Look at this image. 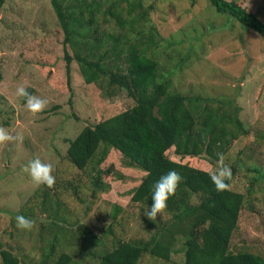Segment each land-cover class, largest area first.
<instances>
[{
    "label": "rangeland",
    "instance_id": "rangeland-1",
    "mask_svg": "<svg viewBox=\"0 0 264 264\" xmlns=\"http://www.w3.org/2000/svg\"><path fill=\"white\" fill-rule=\"evenodd\" d=\"M191 1L156 0L152 19L165 40L177 35L175 39L182 41L179 50L190 55L189 67L175 70L174 89L190 97L232 99L249 129L225 157L229 166L236 160L243 164L230 188L246 199L231 244L264 256V179L248 191L251 175L256 174L247 171L255 168L264 175V38L216 12L208 0H196V5ZM226 1L257 12L264 21V0ZM61 37L48 0H7L0 10V125L23 137L22 142L0 145V250H11L25 262L53 264L64 252L72 264H94V252L111 248L114 241L148 240L170 216L163 212L151 222L144 216L146 209L130 201L144 173L128 168L116 150H110L100 165L108 171L99 177L101 190L92 184L96 172L79 175L66 159V140L84 125L115 114L118 97L108 100L98 85H85L76 63L70 71L75 78L66 89ZM160 60L166 70L172 67L164 55ZM21 85L47 100L43 112L33 115L26 109L16 96ZM37 156L53 164L58 186L53 209L46 213L40 210V198L28 200L39 188L22 171ZM20 214L35 221L31 231L17 229L15 217ZM78 221L101 237V246L86 247L82 254L81 245L67 238L68 225ZM182 245L178 239L169 263L146 257L140 264H182Z\"/></svg>",
    "mask_w": 264,
    "mask_h": 264
},
{
    "label": "trees",
    "instance_id": "trees-1",
    "mask_svg": "<svg viewBox=\"0 0 264 264\" xmlns=\"http://www.w3.org/2000/svg\"><path fill=\"white\" fill-rule=\"evenodd\" d=\"M6 1L0 0V10ZM48 1L62 36L66 89L70 90V78H75L70 71L76 63L77 76L85 85H98L108 100L118 97L115 114L84 125L76 136L66 140V159L71 166L79 175L96 172L92 184L101 190L99 177L108 171L101 170L100 165L110 150H116L128 168L144 173L130 198L144 209L150 207L152 186L162 175L175 169L183 177L164 210L170 218L153 236L148 240L114 241L111 248L93 253L90 258L94 264H140L146 257L169 263L178 239L183 240L182 264H264L262 254L231 244L245 195L231 188L217 192L208 175L217 154L226 157L234 142L249 134V129L239 119V109L232 99L190 97L174 89L175 70L177 66L189 67L190 55L179 50L182 41L175 39L177 35L171 41L162 36L152 19L156 0ZM208 2L216 12L264 38V21L257 12H249L235 1ZM196 4V0L191 1V5ZM163 55L172 63L170 69L161 63ZM239 165L243 164L238 160L230 165V187ZM247 171L256 174L251 175L249 191L264 175L255 168L248 167ZM56 184L51 189L39 187L28 200L40 198V210L49 212ZM52 219L49 221L54 224L56 220ZM67 232V238L81 245L82 254H86V247L102 244L101 237L82 222L68 225ZM50 252L45 257L49 258ZM0 264L44 263L25 262L11 250L1 249ZM53 264H72V259L62 252Z\"/></svg>",
    "mask_w": 264,
    "mask_h": 264
},
{
    "label": "clouds",
    "instance_id": "clouds-1",
    "mask_svg": "<svg viewBox=\"0 0 264 264\" xmlns=\"http://www.w3.org/2000/svg\"><path fill=\"white\" fill-rule=\"evenodd\" d=\"M16 96L25 101L26 109L33 115L39 114L47 107V100L28 92L26 86L21 85L16 89ZM23 137L19 134L13 135L7 128L0 125V145L15 144L22 142ZM26 173L36 188L46 186L51 189L55 186L56 177L55 168L52 163L44 162L39 156L31 159L22 169ZM208 175L217 192L230 190V181L232 180V170L225 163L223 153L217 154L215 167L209 166ZM183 177L175 169H170L162 175L152 186L151 205L144 212V216L149 221H155L159 214H162L167 208V202L170 197L176 194L177 188L182 182ZM17 229L31 231L35 226V221L26 218L23 215L15 217Z\"/></svg>",
    "mask_w": 264,
    "mask_h": 264
}]
</instances>
